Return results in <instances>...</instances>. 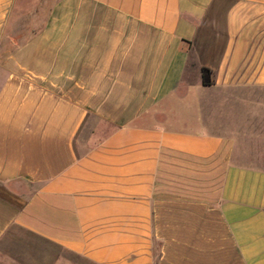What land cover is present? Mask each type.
<instances>
[{"label": "crops", "instance_id": "crops-1", "mask_svg": "<svg viewBox=\"0 0 264 264\" xmlns=\"http://www.w3.org/2000/svg\"><path fill=\"white\" fill-rule=\"evenodd\" d=\"M30 1L0 0V264H264V0Z\"/></svg>", "mask_w": 264, "mask_h": 264}, {"label": "rangeland", "instance_id": "rangeland-1", "mask_svg": "<svg viewBox=\"0 0 264 264\" xmlns=\"http://www.w3.org/2000/svg\"><path fill=\"white\" fill-rule=\"evenodd\" d=\"M42 0H36L35 2H31L30 1V9H31V7H33V9L35 10V12H34V15H33V18H34V25H36V24H39V23H41V21L43 20V18H44V16H45V14H46V10L44 11L43 9H41L40 8V4H37V2H41ZM46 2V5L48 6V5H50L54 0H45ZM43 3V2H42ZM21 24H23L24 25V27H25V25L27 24V23H29V21L27 20L26 21V19H23L21 22H20ZM32 23V22H31ZM23 27V28H24ZM260 155H259V157H258V159H260Z\"/></svg>", "mask_w": 264, "mask_h": 264}, {"label": "trees", "instance_id": "trees-1", "mask_svg": "<svg viewBox=\"0 0 264 264\" xmlns=\"http://www.w3.org/2000/svg\"><path fill=\"white\" fill-rule=\"evenodd\" d=\"M211 72L206 68L201 69L202 84L205 86L211 85Z\"/></svg>", "mask_w": 264, "mask_h": 264}]
</instances>
